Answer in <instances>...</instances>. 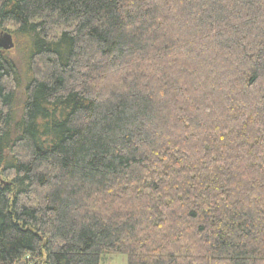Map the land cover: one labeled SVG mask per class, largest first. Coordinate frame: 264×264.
<instances>
[{"label":"trees","instance_id":"16d2710c","mask_svg":"<svg viewBox=\"0 0 264 264\" xmlns=\"http://www.w3.org/2000/svg\"><path fill=\"white\" fill-rule=\"evenodd\" d=\"M0 264H264V0H0Z\"/></svg>","mask_w":264,"mask_h":264},{"label":"rangeland","instance_id":"374dc122","mask_svg":"<svg viewBox=\"0 0 264 264\" xmlns=\"http://www.w3.org/2000/svg\"><path fill=\"white\" fill-rule=\"evenodd\" d=\"M2 32V30H0ZM12 36V35H11ZM12 40L14 43L13 48L8 50V57H10L14 63L17 65L20 75L22 77L21 87L17 90L15 104L13 105V111L15 112V116H18L21 110L22 98H23V86L25 84V80L27 79V73L25 69V60L24 55L22 54L21 49L16 47V42L14 36H12ZM100 264H127V257L124 254L118 253H103L100 257Z\"/></svg>","mask_w":264,"mask_h":264},{"label":"water","instance_id":"95a60500","mask_svg":"<svg viewBox=\"0 0 264 264\" xmlns=\"http://www.w3.org/2000/svg\"><path fill=\"white\" fill-rule=\"evenodd\" d=\"M14 43L10 33L2 31L0 32V47L3 52L13 48Z\"/></svg>","mask_w":264,"mask_h":264}]
</instances>
